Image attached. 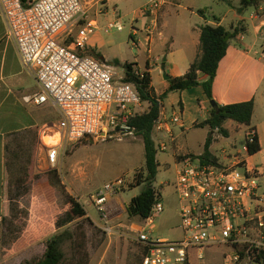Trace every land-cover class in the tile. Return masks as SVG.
<instances>
[{"label": "built area", "instance_id": "obj_1", "mask_svg": "<svg viewBox=\"0 0 264 264\" xmlns=\"http://www.w3.org/2000/svg\"><path fill=\"white\" fill-rule=\"evenodd\" d=\"M0 7L8 38L16 44L26 69L34 73L39 88L35 103H51L60 115L40 137L51 168L59 164L60 151L73 143L137 137L132 122L144 102L135 84L126 82L125 72L116 66L80 52L98 30L82 0H32L29 7L22 0H0ZM160 8V1L150 0L142 13L157 15ZM75 29L73 49L66 46L65 38L72 37ZM107 29L123 31V22H109ZM148 36L151 42V33ZM260 36L264 40V28ZM181 124L180 113L167 117L161 112L154 126L157 150H168L172 127ZM248 139L243 146L247 154ZM180 165L175 183L179 237L159 238L147 230L164 212L161 200L147 220L128 228L131 239L147 248L143 264H264V193L259 170L243 158L214 164L184 156ZM124 185L121 179L108 183L92 196L108 236H121L111 221L115 208L109 205Z\"/></svg>", "mask_w": 264, "mask_h": 264}, {"label": "crops", "instance_id": "obj_2", "mask_svg": "<svg viewBox=\"0 0 264 264\" xmlns=\"http://www.w3.org/2000/svg\"><path fill=\"white\" fill-rule=\"evenodd\" d=\"M82 1L89 10L91 18L95 16L94 20L98 23L97 31L103 29L100 27L101 19L108 24L117 19L122 21V17H132V23L137 26L133 29L131 37L133 36V47L138 53L134 60L127 62L137 64V69L141 72L149 67L151 86L158 97L168 91L170 78L184 76L191 64L200 56L203 26H221L227 30L242 29L241 34L230 41L228 52L220 63L213 85V98L221 106L254 100V116L250 126L234 122L232 127L228 128L229 121L226 122L224 129L228 135L211 129L210 152L216 161L206 163H225L243 158L251 167L259 170L260 182L264 183V155H262L264 152V40L260 36V31L264 28V1L256 14H253V18L251 16L247 18L244 14L245 10H241L242 0L239 6L234 8L233 13L222 17L211 15L206 9H202L199 15L194 12L190 15L189 9L182 0H158L161 2V8L157 15L147 16H144L142 9L150 0ZM112 5L114 9L111 10ZM133 5L140 7L130 10ZM0 25V264H21L24 260H28L24 253L26 248L21 247L36 245L45 247V242L54 236L56 229H53L52 224L46 225V220H44L46 223H43L41 218L37 221L30 210L27 230L15 239L11 235L6 236L12 248H2V236L7 233L6 225L11 218L8 194L11 176L6 161H35V164L45 161L46 163V153L38 135L41 137L43 132H48L57 123L53 122L52 113L56 110L59 115V112L51 103L44 105L35 103L34 97L39 92V88L34 73L26 69L16 44L8 38L3 17ZM97 31L90 37L86 48L80 52L108 63L103 53L105 44L96 38ZM149 33L152 37L151 42L148 39ZM75 37L74 33L70 37L71 44L65 43L66 46L76 49ZM66 40L69 38L67 37L65 42ZM166 76L169 77L168 80ZM207 79V76L200 75V82ZM157 85L161 88L158 89ZM166 100L169 101V106L165 104ZM168 107L175 111L173 115L180 113L182 117V124L172 127V139L170 138L169 142L174 147L178 145L179 131L180 136H186L196 129H210L207 126H198L209 118L211 111L210 101L202 86L169 93L162 102L161 112L171 117ZM251 131L257 135L261 146V151L254 156L242 153L237 148L238 142L242 147L244 146ZM238 135L241 137L238 138ZM155 137L154 132L153 138ZM222 138L230 141L229 145L220 146ZM207 140L208 137L202 144L203 150ZM218 145L221 147V154L213 152ZM203 153L176 152L175 157L180 155L178 157L180 159L184 156L199 158ZM263 186L262 184V188ZM110 203L115 209L121 206L115 197Z\"/></svg>", "mask_w": 264, "mask_h": 264}, {"label": "rangeland", "instance_id": "obj_3", "mask_svg": "<svg viewBox=\"0 0 264 264\" xmlns=\"http://www.w3.org/2000/svg\"><path fill=\"white\" fill-rule=\"evenodd\" d=\"M182 1L189 9L188 14L190 15L191 12L199 15L202 9H206L211 15L214 14L219 17L233 13L234 8H237L240 3V0ZM139 7L140 5H133L130 10ZM112 9H114L113 5L111 6ZM256 12L255 7H250L245 10L244 14L247 18H250ZM124 14L125 11L123 16ZM94 18L95 16L93 15L92 19ZM131 18L122 17L123 31L107 29V22L101 19L100 27L103 29L97 31V35L95 34L99 42L101 41L105 44L103 53L106 55L107 62L116 66L120 73H124V69L122 66H117L116 63L123 64L124 62L132 61L138 53H136L131 39L133 29L137 25L132 23ZM212 19H214L213 16ZM77 31L78 29H75L74 33L76 34ZM71 41L72 39L69 38L65 43L70 45ZM139 60L142 62L141 58ZM157 88L159 89L161 86L157 85ZM165 104L169 106V101L166 100ZM147 108L148 104L144 103L141 113L145 112ZM168 111L172 115L175 112L172 111L171 107H168ZM260 114L261 112H259ZM52 118L53 122L59 121L60 117L56 110H53ZM233 123V121H229L228 128H231ZM179 133L180 131L177 133L179 135L177 147H174L169 142L167 151L158 150L159 167L154 186L157 190H160L161 201L164 203L165 209L154 221V224L147 229L155 237L170 240H174L180 235V205L175 183L178 178L177 172L181 168V159L178 158L180 155L175 157L176 152L189 151L193 154L204 152L202 144L206 137L209 138L211 136L212 130L208 128L205 130L196 129L189 132L186 136H180ZM39 138L40 136L38 135ZM92 140L94 141L93 143H91ZM220 142V146H223L229 145L230 141L222 138ZM237 148L244 153L241 143L238 142ZM220 150L221 147L218 145L213 152L221 154ZM262 155H264V152ZM21 162L24 163V161ZM30 171L29 178L26 179L25 183L21 184L20 188L12 186V184L8 186L9 198L15 201L13 205L14 209L17 210L15 211L16 220L14 224L16 229L21 230L13 236L14 239L27 230L30 210L37 221L41 218L42 222L46 223L44 222L46 220V225L52 224L55 230L56 221L70 209L67 195H71L84 206L88 220L76 221L65 229L74 231L79 227L85 232L89 264H140L142 250L140 244L131 239L132 234L128 228L132 225L138 227L142 222L138 219L129 218L126 207L143 190V187L131 188V185L135 183V176L145 173L144 144L141 137L137 136L134 139L123 141L108 137L73 143L60 151V162L56 168H51L45 161H41L35 164V168ZM10 179L12 182V177ZM120 179L124 181L125 185L114 197L121 206L115 209L111 215V221L114 225H118L121 236H108L102 229L103 223L100 221V214L96 208L97 206L92 201V196L106 184ZM262 184L264 185V183ZM262 192L264 193V186ZM109 206L113 205L110 203ZM57 232L58 230L56 229ZM6 248L10 249L12 245L7 242ZM21 248H26L24 253L28 259L21 264H30L32 261L40 259L45 251V247L42 245ZM64 252L67 256V263L75 264L76 260L73 257L76 254L71 243L65 245Z\"/></svg>", "mask_w": 264, "mask_h": 264}, {"label": "trees", "instance_id": "obj_4", "mask_svg": "<svg viewBox=\"0 0 264 264\" xmlns=\"http://www.w3.org/2000/svg\"><path fill=\"white\" fill-rule=\"evenodd\" d=\"M31 2L32 0H22L25 7H29ZM262 2L263 0H242L241 10H246L250 7H255L256 10H259ZM241 32V28L227 30L221 26H203L201 28L200 56L191 64L188 72L184 76L170 78L168 91L159 97L155 94L151 86L152 80L148 66L141 72L137 69V64L135 63H116L117 66H122L124 69L125 81L135 84L142 101L148 104L147 110L137 114L132 122L137 129V136L142 138L144 144L145 173L136 175L134 179L135 183L131 185V188L143 187V190L140 195L134 197L127 205L126 211L129 218L144 222L150 217L153 206L161 200L160 190H157L154 186L159 163L157 159L158 150L153 133L155 122L161 115L163 100L169 93L182 92L199 86H202L210 102L214 100L213 85L218 74L220 63L228 52L230 41L240 35ZM131 39L133 40V36ZM200 75H205L208 79L200 82ZM159 101H161V104H159ZM254 112V100L224 106L218 105L217 108L211 107L209 118L198 126H207L212 130H219L220 133L228 135V132L224 129L226 122L233 121L240 125L250 126ZM252 133L253 131H251L249 139L247 140L248 154L250 156H254L261 151L259 139L256 134ZM210 146L211 136L206 142L204 153L199 157L204 162L216 161L210 152ZM6 164L12 177L10 184L17 188H20L23 182L25 183L26 179L30 176V170L35 168V161H24V163L21 161H6ZM67 199L70 209L63 217L56 221V229L58 232L45 242L43 256L40 259L32 261L30 264H68L67 256L64 252V247L67 243H71L75 251L76 256L73 257L76 260L75 264H89L85 232L79 227L74 231L65 229L76 221L88 220L87 211L78 199L71 195H67ZM13 202L15 201L10 199L11 218L6 225L7 233L2 236V248L7 246L8 240L6 236H14L21 231L16 229L14 224L16 220L15 211L17 210L14 209ZM140 247L142 250L140 264H143L147 248L142 244H140Z\"/></svg>", "mask_w": 264, "mask_h": 264}, {"label": "water", "instance_id": "obj_5", "mask_svg": "<svg viewBox=\"0 0 264 264\" xmlns=\"http://www.w3.org/2000/svg\"><path fill=\"white\" fill-rule=\"evenodd\" d=\"M167 80L169 79V77H165ZM210 105H211V107L212 108H217L218 107V103H216V101L215 100H212L211 102H210ZM102 137H105V133H103L102 134ZM91 142H93V140L91 141Z\"/></svg>", "mask_w": 264, "mask_h": 264}]
</instances>
